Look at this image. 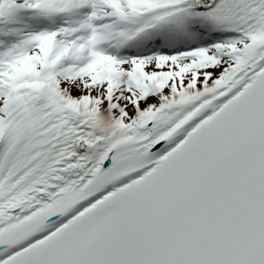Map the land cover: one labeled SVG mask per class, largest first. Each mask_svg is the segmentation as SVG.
<instances>
[{
	"label": "snow or ice",
	"instance_id": "obj_1",
	"mask_svg": "<svg viewBox=\"0 0 264 264\" xmlns=\"http://www.w3.org/2000/svg\"><path fill=\"white\" fill-rule=\"evenodd\" d=\"M0 264H264V0H0Z\"/></svg>",
	"mask_w": 264,
	"mask_h": 264
}]
</instances>
